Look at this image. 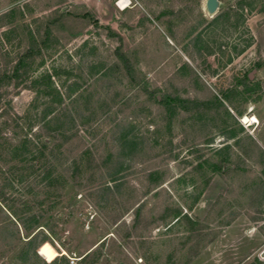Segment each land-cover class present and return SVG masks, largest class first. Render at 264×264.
Returning <instances> with one entry per match:
<instances>
[{"label": "rangeland", "instance_id": "1", "mask_svg": "<svg viewBox=\"0 0 264 264\" xmlns=\"http://www.w3.org/2000/svg\"><path fill=\"white\" fill-rule=\"evenodd\" d=\"M120 1L0 0V264H264V0Z\"/></svg>", "mask_w": 264, "mask_h": 264}, {"label": "trees", "instance_id": "2", "mask_svg": "<svg viewBox=\"0 0 264 264\" xmlns=\"http://www.w3.org/2000/svg\"><path fill=\"white\" fill-rule=\"evenodd\" d=\"M50 9L51 7H47L46 9H44V11ZM56 12L57 11H53V14H56ZM64 17L65 16L61 14L59 18H56L54 21L44 22L41 28L37 27L33 31L28 32V35L31 38L32 45L29 46L26 50L22 51L21 55L18 57L17 62L14 64L12 71L10 72L11 74L6 71V67L3 69V71L0 72V90L6 84L7 81H11L12 79H19L20 77L24 76V74H26L30 62L34 59V57L40 56L42 52V47H45V45L50 41V32L57 29V24L62 22ZM109 37L118 38L112 32L109 33ZM118 40L119 42H122L120 38ZM120 48L121 47L119 46L117 52L120 51ZM246 80H249V78L246 77ZM220 105L222 106L221 102ZM41 143L43 146L48 145V143L44 141H42Z\"/></svg>", "mask_w": 264, "mask_h": 264}, {"label": "water", "instance_id": "3", "mask_svg": "<svg viewBox=\"0 0 264 264\" xmlns=\"http://www.w3.org/2000/svg\"><path fill=\"white\" fill-rule=\"evenodd\" d=\"M225 6H226L225 3L221 2V0H206L205 1V11L209 17L214 16ZM44 142L48 143L47 140H45Z\"/></svg>", "mask_w": 264, "mask_h": 264}, {"label": "bare ground", "instance_id": "4", "mask_svg": "<svg viewBox=\"0 0 264 264\" xmlns=\"http://www.w3.org/2000/svg\"><path fill=\"white\" fill-rule=\"evenodd\" d=\"M125 3H126V0H122V1H120L119 3H118V6L119 7H121V8H124L125 7ZM250 122V124H249V126L250 125H252V124H255L256 122H257V120H256V118H251V119H249L248 117H245L244 119H243V123H245V124H247V123H249Z\"/></svg>", "mask_w": 264, "mask_h": 264}]
</instances>
